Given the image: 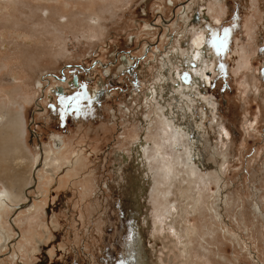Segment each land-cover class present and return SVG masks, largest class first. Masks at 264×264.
I'll list each match as a JSON object with an SVG mask.
<instances>
[{
	"label": "rangeland",
	"instance_id": "obj_1",
	"mask_svg": "<svg viewBox=\"0 0 264 264\" xmlns=\"http://www.w3.org/2000/svg\"><path fill=\"white\" fill-rule=\"evenodd\" d=\"M176 54L172 141L147 94ZM1 107L46 166L0 205V264H264V0H0Z\"/></svg>",
	"mask_w": 264,
	"mask_h": 264
},
{
	"label": "bare ground",
	"instance_id": "obj_2",
	"mask_svg": "<svg viewBox=\"0 0 264 264\" xmlns=\"http://www.w3.org/2000/svg\"><path fill=\"white\" fill-rule=\"evenodd\" d=\"M201 37H202V35H200V37H198V39H195V44L197 46L195 48V54H196L197 58H199L198 53L201 51V49L203 47V43L201 42ZM179 57H180V55L176 54L175 59H173V60H171V62L167 63V66L164 69V71L166 73L162 74L163 82L160 85H156V86L153 85L151 88L148 89V94H147L149 99L153 98V99H155V100L157 99L159 101L160 107H159V111L156 110L157 113L161 114L164 118L166 116L167 122L172 123V124H170L171 126H173L172 133H171V135H172L171 140L172 141L174 139L178 141L179 137L183 133L184 127L180 128L177 123H174L173 119L171 118V115L168 113L169 104H168V101L166 98L165 88H166L167 82L169 80L174 79L175 67H173V65L175 63L179 62ZM187 78H188V76H187ZM181 84H182V81H181ZM77 85H80V84L77 83ZM182 90H183V93L187 92L184 89H182ZM93 95H94V93L92 94V96ZM149 99H147V100L149 101ZM185 104H186V102H185ZM23 117H24V111H23ZM165 127H167V126H165ZM23 138H24V132H23L22 121H21V108L18 110L9 111L8 109L1 107L0 108V180L3 181V184H4L3 186H4L5 192H6V193H3V191L0 190V205L1 206L3 204H6V201L8 203H10L9 199L11 201H13V203H14V202H19L20 200L24 199L25 197H29L31 194V191H32L31 189L34 188L37 185V183L39 182L38 174H40L39 172L42 170V166H43V168L46 166L45 162H43V164L41 163L40 167H39V165H38V167H36L34 174H32L31 176L28 177L29 164L31 163V156L29 155V153H27L26 147L24 148V146H23ZM144 139L136 142V148L138 149L139 153L141 152V150H147V147L150 146V144L148 145V142H146L148 139L146 141ZM158 148L159 147H157V149ZM186 152L187 151H184V153H186ZM26 155L30 159L28 162H26V163L21 162L17 169L12 170L10 168V164L12 162H15V160H17V159L25 160ZM158 155H160V154H158ZM77 158H78V154H74L73 158H71L70 160L67 161V164L65 165V168L63 170L64 171L69 170V172H70V169H72L73 166L77 163ZM148 158L149 157L146 156L145 160L148 161L147 160ZM165 159H166V157H165ZM177 159L179 160L178 163L182 162L186 166V169H188V170H186L187 175L193 174L194 168L189 167L187 165V164H191L190 162H188V160H190V159L187 158V155L185 157V155L183 153H181V155L178 154ZM172 163H173V161L167 160V161L163 162L161 167H159L160 162L157 164V166H155V165L147 166L146 163H144L143 161L141 162L139 167H141V168H143V166H145V168L148 167L147 168V174L149 177V183L148 182L142 183L140 181L139 184H136L134 182L135 184H133V185H136V187H137L136 190L138 192L139 200H140V197H143L146 193L153 191L154 189L157 188L156 187L157 184H154V177L156 174L160 173L161 175L167 176V177H169L172 174L173 175L175 174V171H174L175 169L173 170ZM140 174H141V172L139 173V177H137V178L135 177L134 180L136 182L139 180V178H141ZM158 183H160V182H158ZM170 192L171 191L168 188H166L163 191V194L165 195V197H167ZM38 195L41 196L40 194H38ZM13 203L9 204V205L15 206L16 204L15 203L13 204ZM142 204L143 203H141V201H140V205H139L140 211H141V205ZM16 206L18 208L26 206L27 208L31 209L32 207L35 206V202L32 201L30 203H25L23 205H16ZM142 237H143V235H142ZM143 252H144V250H143ZM143 257H144V255L140 251L138 261L143 263V260H144Z\"/></svg>",
	"mask_w": 264,
	"mask_h": 264
},
{
	"label": "flooded vegetation",
	"instance_id": "obj_3",
	"mask_svg": "<svg viewBox=\"0 0 264 264\" xmlns=\"http://www.w3.org/2000/svg\"><path fill=\"white\" fill-rule=\"evenodd\" d=\"M188 77H189V76H188ZM96 93H97V91L94 92V95H95ZM94 95H93V96H94ZM55 146H56V149H61V148L63 147V146L59 145V143H56Z\"/></svg>",
	"mask_w": 264,
	"mask_h": 264
},
{
	"label": "water",
	"instance_id": "obj_4",
	"mask_svg": "<svg viewBox=\"0 0 264 264\" xmlns=\"http://www.w3.org/2000/svg\"><path fill=\"white\" fill-rule=\"evenodd\" d=\"M200 15L198 14V12L195 14V20L198 21L199 20ZM206 17V16H205ZM186 76H188V74H186Z\"/></svg>",
	"mask_w": 264,
	"mask_h": 264
},
{
	"label": "snow or ice",
	"instance_id": "obj_5",
	"mask_svg": "<svg viewBox=\"0 0 264 264\" xmlns=\"http://www.w3.org/2000/svg\"><path fill=\"white\" fill-rule=\"evenodd\" d=\"M69 99H71V98H69Z\"/></svg>",
	"mask_w": 264,
	"mask_h": 264
}]
</instances>
